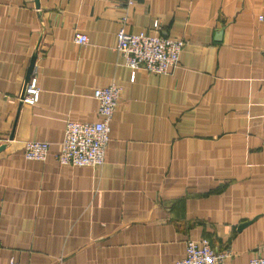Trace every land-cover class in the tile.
<instances>
[{
  "label": "crops",
  "instance_id": "obj_1",
  "mask_svg": "<svg viewBox=\"0 0 264 264\" xmlns=\"http://www.w3.org/2000/svg\"><path fill=\"white\" fill-rule=\"evenodd\" d=\"M131 1L0 0V264H175L188 239L228 264L264 256V0ZM154 20L185 40L179 63L132 81L117 32ZM112 83L103 165L60 164L66 122L97 120ZM29 140L50 142L45 160Z\"/></svg>",
  "mask_w": 264,
  "mask_h": 264
},
{
  "label": "built area",
  "instance_id": "obj_2",
  "mask_svg": "<svg viewBox=\"0 0 264 264\" xmlns=\"http://www.w3.org/2000/svg\"><path fill=\"white\" fill-rule=\"evenodd\" d=\"M128 4L132 1L128 0ZM264 19L263 15L259 16ZM152 33H132L126 30L124 23L117 32L116 50L131 70L133 81L137 70L156 74H166L174 69L185 46V40L165 36L161 33L159 20H154ZM74 41L77 44L87 42V35L76 32ZM121 88L112 83L97 87L93 91L98 101L95 121L66 122L64 136L59 151L55 155L62 165L101 167L105 160V151L109 141L110 122L116 108ZM40 85L37 64L26 81L19 100L21 103L35 105L40 97ZM50 148L46 140H29L24 144L23 155L29 160H45ZM1 216V212H0ZM1 246V242H0ZM228 251L214 250L208 240L196 241L188 239L185 244L184 256L175 264H228ZM8 264H28L11 258ZM248 264H264V256H253Z\"/></svg>",
  "mask_w": 264,
  "mask_h": 264
},
{
  "label": "water",
  "instance_id": "obj_3",
  "mask_svg": "<svg viewBox=\"0 0 264 264\" xmlns=\"http://www.w3.org/2000/svg\"><path fill=\"white\" fill-rule=\"evenodd\" d=\"M36 4L38 5V0H36ZM36 58H37V53H34L31 57V60H30V64H29V67H28V70H27V73H26V81L29 79L31 73H32V70H33V67H34V63L36 61ZM26 83V82H25ZM24 88V87H23ZM23 92V91H22ZM4 148L3 145L0 146V151Z\"/></svg>",
  "mask_w": 264,
  "mask_h": 264
}]
</instances>
